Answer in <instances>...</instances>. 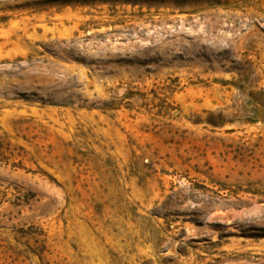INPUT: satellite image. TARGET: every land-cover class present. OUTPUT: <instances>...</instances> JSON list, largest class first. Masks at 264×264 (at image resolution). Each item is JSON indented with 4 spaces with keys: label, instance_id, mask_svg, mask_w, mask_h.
I'll return each mask as SVG.
<instances>
[{
    "label": "rangeland",
    "instance_id": "obj_1",
    "mask_svg": "<svg viewBox=\"0 0 264 264\" xmlns=\"http://www.w3.org/2000/svg\"><path fill=\"white\" fill-rule=\"evenodd\" d=\"M0 264H264V0H0Z\"/></svg>",
    "mask_w": 264,
    "mask_h": 264
}]
</instances>
